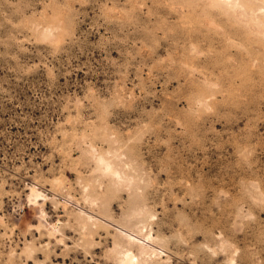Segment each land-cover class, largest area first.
<instances>
[{"label":"rangeland","instance_id":"374dc122","mask_svg":"<svg viewBox=\"0 0 264 264\" xmlns=\"http://www.w3.org/2000/svg\"><path fill=\"white\" fill-rule=\"evenodd\" d=\"M262 4L0 0V264H264Z\"/></svg>","mask_w":264,"mask_h":264},{"label":"bare ground","instance_id":"6f19581e","mask_svg":"<svg viewBox=\"0 0 264 264\" xmlns=\"http://www.w3.org/2000/svg\"><path fill=\"white\" fill-rule=\"evenodd\" d=\"M219 1V0H218ZM263 2V1H262ZM219 3V2H218ZM222 3V2H221ZM264 5V4H262ZM231 6V5H230ZM105 167V166H104ZM36 198L37 197H40V194H36L35 196ZM144 249V248H143ZM145 250V249H144ZM135 256L132 254V252L128 251L125 255V261H124V264H134V261H135ZM123 262V261H122Z\"/></svg>","mask_w":264,"mask_h":264}]
</instances>
